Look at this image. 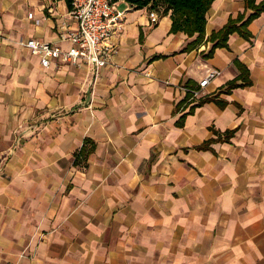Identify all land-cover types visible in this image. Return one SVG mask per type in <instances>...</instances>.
<instances>
[{"label":"crops","instance_id":"obj_1","mask_svg":"<svg viewBox=\"0 0 264 264\" xmlns=\"http://www.w3.org/2000/svg\"><path fill=\"white\" fill-rule=\"evenodd\" d=\"M115 6L95 77L20 45L70 47L64 0H0V264H264V9L208 57L246 0H215L189 52L171 11Z\"/></svg>","mask_w":264,"mask_h":264},{"label":"built area","instance_id":"obj_2","mask_svg":"<svg viewBox=\"0 0 264 264\" xmlns=\"http://www.w3.org/2000/svg\"><path fill=\"white\" fill-rule=\"evenodd\" d=\"M70 15L75 22L73 28L62 26L66 31L65 39L70 47L63 50L49 41L30 39L20 45L40 58L43 67L48 68L53 61L69 65H86L99 76L112 59V48L109 42L112 36L122 27L125 13L116 8L112 0H72ZM32 18V14L29 18ZM153 24L159 22L155 11L149 12ZM221 72L207 69L198 89H187L192 99L203 97L202 89L218 78Z\"/></svg>","mask_w":264,"mask_h":264},{"label":"trees","instance_id":"obj_3","mask_svg":"<svg viewBox=\"0 0 264 264\" xmlns=\"http://www.w3.org/2000/svg\"><path fill=\"white\" fill-rule=\"evenodd\" d=\"M68 7L71 9L72 0H64ZM113 3L123 1L130 5L135 10L148 9L149 11L163 9L164 13L172 12V32H184L188 37L192 38L197 35L196 39L189 43L183 52H189L200 45L204 40L205 28H206V15L210 7L215 0H112ZM254 0H246V7L253 8L254 13L244 21V16L240 15L237 19H230L227 25L217 34L210 37V41L213 42L208 57L212 55V52L217 47L226 45V42L231 34L234 32L241 33L245 37L249 36L247 26L258 14L264 9V2L259 6L253 5ZM241 23V24H240ZM240 24V25H239ZM242 68H240L241 70ZM242 80V84H238V81ZM251 85L249 76L245 72H241L234 81L230 82L225 89V93L229 94L233 89L242 86ZM198 89V87L196 88ZM211 99H205L201 103L208 102ZM223 107V104L221 105ZM231 135L228 133L227 136ZM205 148V147H203Z\"/></svg>","mask_w":264,"mask_h":264}]
</instances>
